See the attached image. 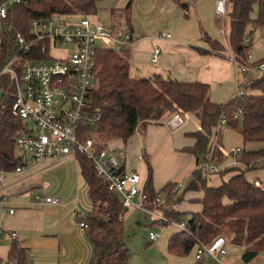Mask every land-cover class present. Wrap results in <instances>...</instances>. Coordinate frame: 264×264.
<instances>
[{
    "label": "trees",
    "instance_id": "16d2710c",
    "mask_svg": "<svg viewBox=\"0 0 264 264\" xmlns=\"http://www.w3.org/2000/svg\"><path fill=\"white\" fill-rule=\"evenodd\" d=\"M97 4L98 0H20L9 12L7 23L12 26V30L5 33V48L13 46L18 32L28 37L31 21L35 18L58 14H96ZM255 5L259 8L255 22L264 27V0H226L224 15L229 24L227 44L238 58L245 57L248 47L245 40L252 38L251 33H247V27L254 22L251 15ZM209 43L211 50L200 51L220 55L229 52L226 44L219 40ZM261 62L264 59L252 64L258 65ZM130 69V49H97V81L91 94V104L92 116L100 113V119L96 126L82 124V138L93 135L98 147L105 148L113 137L128 140L142 123H161L174 113H193L200 120L201 128L191 133L196 142L192 147L186 148V151L194 154L198 161L207 158L211 154L214 139L218 136L212 163L221 166L226 160L223 130L216 128L221 117L226 115L227 126L240 129L246 142L262 143L260 148L245 150L236 158H244L242 161L248 170L258 168L259 162L264 161V72L244 84L242 96L234 97L226 103H218L212 100L211 87L206 82L166 78L159 74L135 77ZM0 87V169L13 171L20 164L16 157L15 137L23 129L24 122L12 112L15 95L9 76L1 78ZM238 111L241 114L236 118ZM77 157L92 206L91 213L87 214L89 234L94 243V256L89 264H129L130 251L124 225L127 209H124L120 196L111 191L98 176L93 161L82 153H78ZM146 163L148 177L144 186L145 201L148 206L153 207L160 192L154 186L152 165L147 159ZM231 168L233 167L220 168L212 172L217 171L223 175ZM246 169L242 172L235 171L228 181L219 186L209 185V171L202 167L194 171L187 189L204 192L200 199L203 209L192 213L187 221L189 231H178L170 238L171 254L185 256L198 244L210 243L217 236H225L233 245L242 247L241 258L246 264L264 252V185H258L248 178ZM177 187V182H169L164 186L163 192L167 199L175 196ZM178 199L176 201H180L182 197ZM178 220L184 221L182 217ZM28 255L27 250L21 246L20 239L12 238L6 264H31ZM203 261L199 259L195 264H204ZM0 264H4L1 257Z\"/></svg>",
    "mask_w": 264,
    "mask_h": 264
},
{
    "label": "crops",
    "instance_id": "0c3cea01",
    "mask_svg": "<svg viewBox=\"0 0 264 264\" xmlns=\"http://www.w3.org/2000/svg\"><path fill=\"white\" fill-rule=\"evenodd\" d=\"M173 1L178 3L177 0ZM216 1L214 11L224 15L225 13L218 11L219 0ZM119 9L124 10L123 8L113 9L110 16L116 28L110 27L114 31L129 29L134 36V42L130 47L132 76L152 77L159 74L166 78L206 82L210 84L212 100L218 103L232 100L240 89L245 91L244 84L251 79L252 72L242 73L231 59L230 52L227 53L228 55L204 53L200 49L211 50V44L193 45V37L173 35L174 33L168 31L173 38L167 39L161 36L162 31L158 33V31L135 29L129 16H126L127 19L123 18V14L127 15L126 11L121 13ZM258 15L259 8L255 5L251 15L254 22L249 23L247 27V33H251L250 36H252L250 45L253 48L254 61L264 59V27L258 26L255 22ZM158 46L161 48V53L159 59L154 62L152 57ZM172 115L166 117L161 123L147 125L142 123L128 140L119 136L113 137L107 147L114 150L124 147L125 171L140 173L145 182L148 177L146 159L149 160L156 191L163 192L164 186L169 182H177L176 194L177 197H182L179 211L200 212L203 209L200 199L204 196V192L187 189L194 171L199 168V161L194 154L187 152L186 148L195 144L196 140L191 133L198 131L201 123L193 113H185L181 114L184 117V123L172 127L167 123ZM224 126L227 127V124L221 127L223 144L225 133H228ZM229 131L237 135L236 147L232 148L231 157L224 161L222 168L234 167L240 163L233 153L234 149L241 148L243 153L245 150L258 149L262 146L259 142H246L241 131L234 128ZM224 151L228 153L225 147ZM26 164L27 168L21 174H17L15 170L6 171L9 180L5 188L0 189V196L3 194L9 196L8 206L14 207L15 213L11 214L8 208L0 211V225L7 230L18 231L21 246L27 250L28 254H33V257L28 255L31 264H89L94 256V243L89 230L79 226L81 221L79 211L85 210L84 204H88L89 194L77 159L70 154L64 162L48 159L38 164L31 159V165L29 161ZM262 167H264V161L259 162L258 168L249 170L260 171ZM233 175L234 173L223 175L217 172L208 173V183L219 186ZM255 177L259 176L256 174ZM255 182L263 185L257 180ZM44 197L60 198L62 203L60 205L46 203ZM4 235L9 236L10 239L5 238ZM11 242L9 233L0 236L1 246L9 244V247ZM228 244L224 246L226 253L220 255L224 264H231L227 260L228 248L233 246L234 249V245ZM208 255L212 258L210 254Z\"/></svg>",
    "mask_w": 264,
    "mask_h": 264
},
{
    "label": "built area",
    "instance_id": "2783aa9c",
    "mask_svg": "<svg viewBox=\"0 0 264 264\" xmlns=\"http://www.w3.org/2000/svg\"><path fill=\"white\" fill-rule=\"evenodd\" d=\"M20 0H3L0 2V80L9 76L14 87L15 101L12 112L24 122V127L15 137L17 159L20 164L15 169L17 174L27 168L28 160L38 164L48 159L64 162L73 154L78 162V153H82L93 161L99 177L107 184L111 191L116 192L122 201L124 209L139 207L147 212L154 213L145 201V179L136 171H125L124 147L118 150L108 147L99 148L97 139L93 135L81 137L82 124L96 126L100 113L92 116L91 94L96 85V54L99 47H111L116 50L130 49L134 36L129 29L114 31L112 27L102 24L93 25L83 16L78 19H67L66 15L59 19L52 17L35 18L30 24V34L25 36L21 32L15 34L12 47L5 48V33L12 30L7 23L10 10ZM226 0L218 1V11L226 12ZM162 37L171 39L170 32H162ZM251 39L245 42L248 47L245 57L232 56L231 59L240 68L242 73L252 72L256 75L264 72V62L253 65V48ZM99 42L102 45H99ZM112 42V45H107ZM71 46L67 55L62 58L52 57L53 48ZM161 48L156 47L152 60L159 59ZM40 55L41 57H37ZM45 56V57H44ZM1 90V87H0ZM244 94L239 90L237 96ZM236 96V97H237ZM241 111L235 114L239 117ZM167 123L172 127L184 123L181 113H174ZM227 124V116L223 115L216 130ZM215 137L211 154L200 159L198 167L208 173L222 168L212 163L213 153L217 145ZM233 153L237 156L242 153L236 148ZM79 165V162H78ZM80 168V167H79ZM81 172V170H80ZM217 172V171H216ZM9 180L8 173L0 169V189H4ZM46 203L60 205L62 200L55 197H44ZM163 201L161 194L156 198L157 203ZM9 196H0V211L9 209L15 213L14 207H9ZM81 221L79 226L89 230V222L85 210H80ZM155 214V213H154ZM159 220L178 226L181 230L189 231L187 222L170 221L166 216H157ZM9 233L11 238L20 239L16 230H7L0 225V236ZM150 240L156 241L160 234L150 232ZM226 238L217 237L210 245L198 244L196 258L202 259L205 253L210 254L216 262L224 264L220 255L226 253ZM33 257V254H29ZM4 262V264H6ZM237 264V263H236Z\"/></svg>",
    "mask_w": 264,
    "mask_h": 264
},
{
    "label": "rangeland",
    "instance_id": "374dc122",
    "mask_svg": "<svg viewBox=\"0 0 264 264\" xmlns=\"http://www.w3.org/2000/svg\"><path fill=\"white\" fill-rule=\"evenodd\" d=\"M176 1V0H175ZM178 2V1H177ZM216 0H182L180 5L175 3L173 0H98V10L96 14L91 15H75L67 16V19H78L83 16L87 17L93 25L102 24L105 26H112L116 28L113 22H111V13L117 8H123L127 15L123 14V18L129 20L135 25V29H142L145 31H154L159 33L162 32H172L173 35H181L186 37H193V45L205 46L210 44L209 42H214V40H219L223 44H226L228 51L232 56H237L234 51L231 50L227 44V33L229 29L228 19L225 15L217 14L214 10V5ZM186 4V5H184ZM128 5H130L129 8ZM124 12V10L119 9ZM61 16L55 15V18L59 19ZM123 19V20H124ZM125 25L127 24L125 20ZM164 29L165 31H163ZM112 42H108L107 45H112ZM99 45H102L99 42ZM71 46L66 48H53L51 51L52 57L62 58L67 55ZM224 55H228L226 52ZM253 54V61H254ZM132 69V64H131ZM250 78H254L258 75L251 73ZM245 82V81H244ZM245 89V86H244ZM237 95V94H236ZM226 127V126H224ZM241 128V127H240ZM233 127L227 126L224 137V147L227 149V158L231 157V150L236 147V133H231ZM235 129V128H234ZM241 131L240 129H236ZM235 132V131H234ZM242 132V131H241ZM96 134V130L94 132ZM225 160V162H226ZM244 161V158H242ZM241 159L238 165H235L230 171H225L226 173H235V171L242 172L245 170V163ZM31 165V160H28ZM224 163V162H223ZM242 164V165H240ZM229 168V167H228ZM248 169H246L247 171ZM256 174L259 177H255ZM247 177L253 182L255 180L263 183L264 185V167L260 171H250L246 173ZM212 183V181H210ZM256 183V182H255ZM163 201L160 203L155 202L154 206H149L154 213L147 212L139 207H131L126 210L124 225H125V239L130 251L129 264H195L197 262V247L185 256L173 255L169 252V240L174 233L178 231H184L179 229L178 226L174 224H169L163 220H159L157 216L164 215L170 221L180 222L179 217H182L184 221H188L193 212L179 211L180 201H176L179 196L177 194L171 197L170 200L166 198V193L160 192ZM174 200V202H173ZM179 200V199H178ZM85 212L87 214L91 213L92 206L89 198L88 204H84ZM163 211V212H162ZM165 212L174 213V215H166ZM169 213V214H170ZM97 214V213H95ZM177 217H174V216ZM153 231L160 234V237L152 242L150 240V232ZM5 238L10 239L9 236L4 235ZM219 237V236H217ZM216 237V238H217ZM225 237V236H223ZM215 238V239H216ZM227 244H232L228 240ZM213 239V240H215ZM212 242L207 243V246ZM228 244V245H229ZM9 244L1 246L0 243V257L4 262L9 259ZM233 245V244H232ZM228 248V261L231 264H246L242 261L243 249L241 247L235 246L234 249ZM230 256V258H229ZM204 264H219L205 254L203 257ZM8 264H13L12 262ZM249 264H264V252L260 253L251 263Z\"/></svg>",
    "mask_w": 264,
    "mask_h": 264
}]
</instances>
